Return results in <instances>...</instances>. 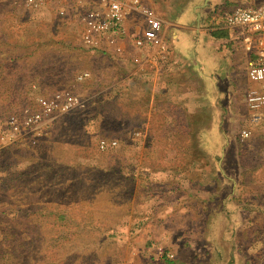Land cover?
I'll use <instances>...</instances> for the list:
<instances>
[{
    "label": "rangeland",
    "instance_id": "rangeland-1",
    "mask_svg": "<svg viewBox=\"0 0 264 264\" xmlns=\"http://www.w3.org/2000/svg\"><path fill=\"white\" fill-rule=\"evenodd\" d=\"M86 5L66 0L61 14L59 2L34 11L0 0V41L11 42H0V128L38 96L80 99L36 144L0 143V264H264V119L252 125L246 104L260 85L218 121L216 110L191 119L173 108L151 123L147 82L93 48Z\"/></svg>",
    "mask_w": 264,
    "mask_h": 264
},
{
    "label": "crops",
    "instance_id": "crops-1",
    "mask_svg": "<svg viewBox=\"0 0 264 264\" xmlns=\"http://www.w3.org/2000/svg\"><path fill=\"white\" fill-rule=\"evenodd\" d=\"M65 1L59 0L61 7ZM216 1L142 0L163 22V49L138 51L131 46L129 39L141 34L147 26L144 15L132 8L125 19L126 39L104 40L112 57L119 59L122 73H140L143 83L147 82L151 123L155 122L154 115L172 114L173 108L182 110L191 119H197L206 110L210 114L216 110L213 117L218 121L222 119L223 108L233 109L234 96L253 86L247 74L250 56L243 47L241 33L228 27L215 13L212 5ZM94 2L90 0L87 5ZM221 40L228 45L223 57L215 54L216 48L223 45ZM118 48L120 53L116 51ZM134 58L139 62H134ZM160 199L163 200L161 195ZM150 200L151 206L162 203Z\"/></svg>",
    "mask_w": 264,
    "mask_h": 264
},
{
    "label": "built area",
    "instance_id": "built-area-1",
    "mask_svg": "<svg viewBox=\"0 0 264 264\" xmlns=\"http://www.w3.org/2000/svg\"><path fill=\"white\" fill-rule=\"evenodd\" d=\"M25 8L40 10L59 2V0H19ZM131 1V2H130ZM79 3L90 2V0H78ZM144 15L147 26L141 34L129 39L135 50H147L152 48L163 49V22L151 10L145 7L142 0H96L93 4L86 5L83 21L85 34L94 40L91 42L93 48L107 51L104 40L120 41L126 39L127 29L125 19L129 9ZM64 14L63 7L59 8ZM228 26L241 33L244 49L248 52V77L251 81L260 85L258 90H250L246 104L251 113V124H258L264 119V2L256 6H238L232 11L220 16ZM117 53L121 52L118 48ZM135 62H139L134 58ZM89 72H82L77 76V81L83 82L90 78ZM36 109L24 115L11 114L2 123L0 128V143L12 145L18 143L24 135L32 137L31 143L36 144V137L41 135L42 130L52 124L60 115L67 114L76 109L80 99L74 94L59 95L55 98L38 96L35 100ZM249 129L242 131L247 135ZM116 141L108 142L102 140V150L113 148ZM162 251V250H160ZM168 258L172 254H166Z\"/></svg>",
    "mask_w": 264,
    "mask_h": 264
},
{
    "label": "trees",
    "instance_id": "trees-1",
    "mask_svg": "<svg viewBox=\"0 0 264 264\" xmlns=\"http://www.w3.org/2000/svg\"><path fill=\"white\" fill-rule=\"evenodd\" d=\"M0 42H1V44H3V45H9V44L11 43L9 39L1 40Z\"/></svg>",
    "mask_w": 264,
    "mask_h": 264
}]
</instances>
